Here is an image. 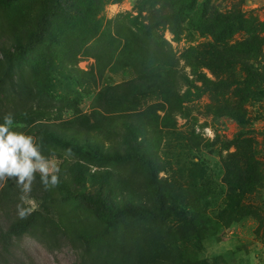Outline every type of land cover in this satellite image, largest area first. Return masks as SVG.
Segmentation results:
<instances>
[{
	"label": "rangeland",
	"instance_id": "rangeland-1",
	"mask_svg": "<svg viewBox=\"0 0 264 264\" xmlns=\"http://www.w3.org/2000/svg\"><path fill=\"white\" fill-rule=\"evenodd\" d=\"M142 5L58 0L17 51L45 0H0V122L42 138L68 188L37 175L34 224L6 237L21 193L0 182V264H264V0H175L156 30ZM77 191L151 213L109 220Z\"/></svg>",
	"mask_w": 264,
	"mask_h": 264
},
{
	"label": "clouds",
	"instance_id": "clouds-1",
	"mask_svg": "<svg viewBox=\"0 0 264 264\" xmlns=\"http://www.w3.org/2000/svg\"><path fill=\"white\" fill-rule=\"evenodd\" d=\"M15 113L9 111L0 122V182L12 181L21 195L16 204L17 216L28 219L35 211L27 205L33 185L39 182L45 191L57 188L60 183V167L43 154L42 138L17 131Z\"/></svg>",
	"mask_w": 264,
	"mask_h": 264
},
{
	"label": "trees",
	"instance_id": "trees-1",
	"mask_svg": "<svg viewBox=\"0 0 264 264\" xmlns=\"http://www.w3.org/2000/svg\"><path fill=\"white\" fill-rule=\"evenodd\" d=\"M57 2L58 0H45V6L43 8V12H42V18L40 20V24H39V28L37 31L33 32L29 39L27 40V42L24 45H16L15 49L21 50L23 51L25 48H29L31 47L35 42H37L44 33H46L49 30V25L50 22L52 20V15H54L57 11ZM141 4L142 2L144 3V5L141 6L142 7H147L145 8L147 13H149L148 16V24L146 23L145 27L149 28L151 30H156L159 29L161 27H163L165 24L170 23L172 24V26L176 27L179 24L180 19L182 18L181 15L183 13V9L177 10V8L179 7H174L173 5L175 4V0H172L171 3L170 1L167 0H140ZM155 4H158L160 7L159 8H154ZM148 5V6H147ZM170 6L171 11H167V8ZM209 24V23H208ZM214 25H209L205 28H200L202 30H206V31H212L214 30ZM136 46L139 47H148L145 44V41H143L142 38L140 37H136L135 39V43ZM157 45V43H156ZM159 47V45H158ZM143 49V48H141ZM160 49V47L158 48ZM147 52L153 53L152 55L161 58L160 54H156L153 50L149 49L146 50ZM142 52V51H141ZM140 52V53H141ZM163 55V54H162ZM162 59V58H161ZM193 68H196L195 63L192 64ZM114 87V86H113ZM63 144L67 145V146H72L75 147L76 149H81L79 145H72L68 142L62 141ZM119 159V157H117ZM10 181H8L2 190H6L9 186H10ZM61 188L64 191H67L68 188L66 186V184L61 180ZM77 197H79L81 200H85L86 202H88V204H91L95 207H97L100 210H104L106 211V213L109 216V220H114L116 217L121 216L123 214L124 211H127L131 214H134L136 216L139 217H144V216H149L150 215V211H142V210H138L136 208L130 207L129 205H124L121 208H110L107 207L104 203H102L99 199L94 198L93 196L89 195V193L86 192H75ZM160 197H161V190L158 189L156 191V199L157 201H160ZM34 215L35 212H33L31 214V216L28 217V219L26 220H21V219H17V221L13 222L10 230L8 231V233H6V237L10 236V235H16V236H20L22 234H25L29 231L30 227L34 224Z\"/></svg>",
	"mask_w": 264,
	"mask_h": 264
}]
</instances>
